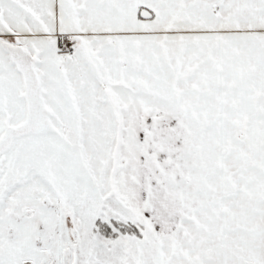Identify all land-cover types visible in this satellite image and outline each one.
I'll return each mask as SVG.
<instances>
[{
  "label": "snow or ice",
  "instance_id": "obj_1",
  "mask_svg": "<svg viewBox=\"0 0 264 264\" xmlns=\"http://www.w3.org/2000/svg\"><path fill=\"white\" fill-rule=\"evenodd\" d=\"M0 264H264V0H0Z\"/></svg>",
  "mask_w": 264,
  "mask_h": 264
}]
</instances>
